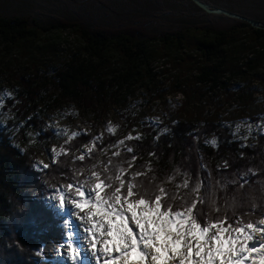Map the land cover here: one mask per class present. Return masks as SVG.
I'll return each instance as SVG.
<instances>
[{
  "label": "trees",
  "instance_id": "obj_1",
  "mask_svg": "<svg viewBox=\"0 0 264 264\" xmlns=\"http://www.w3.org/2000/svg\"><path fill=\"white\" fill-rule=\"evenodd\" d=\"M60 1L78 20L49 25L0 6V264H48L65 236L49 190L70 189L89 168L106 193L123 181V197L128 183L149 199L163 187L172 212L195 202L202 226L225 218L223 227L258 224L264 134L244 136L231 120L264 102V29L206 15L190 0H171L172 9L160 0ZM218 19L229 22L219 27ZM64 30L74 43L62 48ZM154 112L158 121H147ZM109 114L111 132L69 141L76 152L92 144L81 166L63 152L35 167L58 142L54 115L70 124L87 116L95 132ZM128 131L137 135L115 152Z\"/></svg>",
  "mask_w": 264,
  "mask_h": 264
},
{
  "label": "rangeland",
  "instance_id": "obj_2",
  "mask_svg": "<svg viewBox=\"0 0 264 264\" xmlns=\"http://www.w3.org/2000/svg\"><path fill=\"white\" fill-rule=\"evenodd\" d=\"M214 1H215L214 4L226 8V10L231 13L244 17H258L260 19H264V0H214ZM159 3L163 4L166 8L168 7L171 9L174 8L171 0H160ZM148 4H151V2H149ZM0 6H2L3 9H9L13 11L32 12L36 15L41 16L45 20V23L49 25L53 23L58 24V22H56L57 20L59 21H62V19L74 20L78 18L76 16H73L72 11L60 0H0ZM216 16H223V15H216ZM228 22L229 21L224 19L217 20L219 27L226 26ZM60 38H61L62 48L69 47L74 43V37L69 33V31H65V30L62 31ZM177 98L182 99L181 96H178ZM206 108L209 109L208 107ZM69 111H73V110H69ZM62 114L65 113L63 112L61 113V115ZM61 115L58 116L54 115L49 121V125H51L53 132L58 136V142L54 143L45 152H42L33 159V164L38 169L45 168V165H47V163L49 162L54 163L56 158L59 157L63 152L64 155L65 152L67 154H70L72 156L71 160L75 163H80L81 166V163L83 162L82 160L84 159H80V157L83 156L82 154L88 155L87 152L91 151L93 148L92 144H88L83 148H81L79 152H76L77 151L76 144L74 143L69 144V141L79 134L90 135L91 133L92 134L91 137L98 138L102 135L103 132H111L109 131V127H111L112 129V118H113L112 114H109L105 118L103 123L97 128L95 132H93L90 126L86 124L87 116L79 118L75 123L70 124ZM145 119L153 123H156L158 121L156 112L147 113L145 115ZM231 122H233L236 128L244 132V136H247L251 132H258L259 134H264V102L257 101L255 102V105L251 106V108H249L247 112H244L242 114L239 113L234 114ZM73 133H77V135L73 136ZM136 135H137L136 132L128 131L117 142V144L114 147V151L115 152L119 151L120 148L119 142L126 140L127 137L129 136L135 137ZM64 146H66L65 149ZM68 149H72V150L70 151ZM85 158L87 159V162H89V160L93 159V156L92 155L85 156ZM89 169H90L89 171L86 170L83 180L78 184L75 183L74 185H72L73 187H71V189H64L59 184L58 186H54L49 190L50 200L53 209L63 216L64 227L66 230V235L63 244L61 245L60 248L57 249V251L54 252L53 255L54 260L50 261L51 264H56L57 261L66 262L64 264H71V261L68 258V252H70L69 245L72 244L69 239L72 237L77 238V241L75 242L76 247L80 243L83 244L88 242L90 244V241L88 240V237H90L88 236L89 232L92 236L95 237L93 233L96 230L95 229L96 226L98 224L107 225L109 223L107 220H105L104 214L105 213L108 214L109 213L108 211L110 209L105 208L103 205L98 207L95 202L94 194L98 192V190L96 189V184L101 183V181H99L96 178V176H94L95 171L92 168ZM82 193H89L93 195L89 199L88 196L82 195ZM113 193L114 192L106 193L104 190V192L102 193L99 192V195L103 199L105 198V196L111 197ZM119 195L121 194L119 193ZM82 199L85 200L88 199L89 200L88 204L91 205V208H84V209L77 208L76 204L80 203ZM112 203H113V208H112L113 210H119V211L122 209H125V211L130 210L128 208V201L125 199H121V201L118 203L112 201ZM69 205H72V207H74L73 211L70 210ZM94 206L96 207V209H94ZM139 209H141L142 211H140ZM99 211L103 212L104 214L103 213L99 214ZM135 211L137 215H140L142 213L144 214V208L142 206L137 207ZM77 212H79L80 214H84L86 218L88 216V219H91L94 215L99 216L102 218L103 222H95L93 223V226L91 223L90 226L84 227L83 225H80V222H82L83 220V216L77 215L78 214ZM131 213L132 212H129L130 217H131ZM261 221H264V215L257 224L261 227H264V224L260 223ZM99 225H98V230L101 231V229H99ZM90 228H92V230ZM216 231L217 228L215 225H213V227L210 228L209 233L211 235V233L214 234L216 233ZM247 231L251 232V230H247ZM221 233L224 234L225 231H221ZM231 234L236 235V233H231ZM252 235L254 240H258L261 243H264V232L255 231L252 233ZM95 239L96 238H93L94 241ZM100 240L98 242H100ZM106 240H107V235L105 241ZM105 241L102 240L103 243L101 242L100 245L104 244ZM242 243L243 241L241 240L235 246L240 247ZM251 243L252 242L249 241V245H251ZM240 256L241 254L237 253L233 256V259H240ZM256 257L257 256L255 253L244 255V264H253V262H255V264H258V257L257 258ZM63 258H65V260H63Z\"/></svg>",
  "mask_w": 264,
  "mask_h": 264
},
{
  "label": "snow or ice",
  "instance_id": "obj_3",
  "mask_svg": "<svg viewBox=\"0 0 264 264\" xmlns=\"http://www.w3.org/2000/svg\"><path fill=\"white\" fill-rule=\"evenodd\" d=\"M109 131H112L109 127ZM77 133H73V136ZM140 137H136L139 139ZM127 139H133L129 136ZM120 143H123L121 141ZM212 143H215L213 141ZM129 152L132 151L131 148L128 149ZM84 157L81 156L80 159ZM47 167V165H45ZM139 175V173H137ZM97 179H99L98 174L94 173ZM119 179V177H117ZM104 182L96 184V189L98 192L95 195L96 205L99 207L103 205L105 208L112 209L113 203L120 202L121 199L128 201V208L132 210V218L135 220L136 228L139 230L137 233L132 228L126 224H121L116 228L109 227L108 235L112 237L111 240H106L103 247V252L107 257L109 252V245L114 246V251L118 253V256H114L112 259L121 260L124 264H129L132 258L133 253H137L141 260H146L151 258V261H159L162 256L168 255L170 252L172 255H169V259L176 258V249L182 247L184 251L180 252L179 264H217V257H222L220 264H244V255L255 253L258 257V264H264V243H261L258 240H254L252 233L255 231L264 232V227H261L257 224L249 222L244 224L241 220H237L236 227L233 228L231 225L223 227L226 223L227 218L224 221L217 220L215 226L217 228L216 233L208 236L207 234L210 231V228L213 227L212 224L207 226H202L201 223H198L196 217L192 214L193 210L196 207V203L193 202L191 206L186 209V212H172L171 206L167 208L164 207L163 201L167 196V192L163 187L159 188V193L154 195V199L146 198L145 195H141L134 191V185L132 183L127 184V195L122 197L119 195L121 190L124 187V182L121 181V186L115 189V192L111 197L105 196L101 198L99 192H103L105 187ZM187 186V181L185 185ZM91 198L93 194L82 193ZM139 196L134 202L131 200L132 197ZM89 200L86 199L84 203L76 204L77 208H83L85 203H88ZM139 206H144L149 213L153 214L155 217L152 219L149 215L140 214L137 215L135 209ZM163 209V210H162ZM115 215H118L123 219L124 213L115 212ZM164 218L167 219V224H165ZM264 224V221L260 222ZM155 225V227H153ZM175 226L176 233L175 238L171 235L167 236V239L171 240V245L164 247L163 250L161 246L157 244V241L160 239L161 233L166 230L170 233L171 228ZM251 230V232L247 231ZM221 231H228L230 234L223 238L221 237ZM231 233H236L233 236ZM95 235V233H93ZM191 238V239H189ZM204 240V244H201L200 241ZM243 241L240 247L235 245L239 241ZM195 241V243H193ZM213 241L215 245H213ZM251 241V245H249ZM227 244L229 247L225 250L224 245ZM151 246L154 249V254H150L146 249ZM70 247V258L73 261V264H77V260L80 256V250L74 246L69 245ZM93 249H97V245L93 243ZM207 247L208 251L202 255L203 249ZM241 254L240 259H233L235 254ZM97 260L99 258V250H97ZM104 264H109L108 259L104 260ZM255 264V262H253Z\"/></svg>",
  "mask_w": 264,
  "mask_h": 264
},
{
  "label": "bare ground",
  "instance_id": "obj_4",
  "mask_svg": "<svg viewBox=\"0 0 264 264\" xmlns=\"http://www.w3.org/2000/svg\"><path fill=\"white\" fill-rule=\"evenodd\" d=\"M69 208H70V210L71 211H73V209H74V207H72V205H69ZM132 212V211H131ZM78 214L77 215H79V216H83V220H82V222H80V225H83L84 227H87V226H90L91 225V223H92V226H93V223H95V222H103V220H102V218L101 217H99V216H96V215H94L91 219H88V216H87V218L84 216V214H80L79 212H77ZM86 215V214H85ZM87 215H88V213H87ZM129 215V214H128ZM131 218H132V213H131ZM131 221H133V220H131ZM166 222H167V220H166ZM130 223H133V222H130ZM99 225V224H98ZM98 225L96 226V230L94 231V233H95V237H98V238H100L99 240H100V242H97V238L95 239V242H97V249H96V253H97V250L99 249V248H101L102 249V247H101V245H100V243L102 242V240H104L105 241V238H106V235H102V232L101 231H99L98 230ZM107 225H109V223L107 224ZM130 225H132V224H130ZM91 226V227H92ZM131 228L133 229L134 227H132L131 226ZM91 230H92V228H90ZM101 233V234H100ZM89 236V235H88ZM161 241H158V244L159 245H161V242H166V235L165 234H163V232L161 233ZM88 240L90 241V245H91V243H93L92 241H91V239H90V237H88ZM107 240H108V237H107ZM103 243V242H102ZM215 242H213V244H214ZM204 244V243H203ZM85 245H86V243H80V244H78L77 245V248H79V250L80 251H82L83 252V249H84V247H85ZM166 246H168L166 243H165V245L164 246H162L161 247V249L163 250V248L164 247H166ZM229 247V245H227V244H225L224 245V248H225V250H227V248ZM153 249V248H152ZM153 251H154V249H153ZM205 251L207 252L208 251V248L207 247H205ZM239 257V256H238ZM221 258V257H220ZM220 258H217V264H220ZM257 258V257H256ZM179 259L180 258H178V259H176V260H173V259H169V258H166L165 259V263H167V264H176L177 262H179ZM63 260H65V258H63ZM172 261H174V263H172ZM256 261H257V259H256Z\"/></svg>",
  "mask_w": 264,
  "mask_h": 264
},
{
  "label": "water",
  "instance_id": "obj_5",
  "mask_svg": "<svg viewBox=\"0 0 264 264\" xmlns=\"http://www.w3.org/2000/svg\"><path fill=\"white\" fill-rule=\"evenodd\" d=\"M195 6H197L199 9H201L206 15H223L227 18L233 19V20H241L246 23H248L251 27L257 28V29H264V26L255 20L249 19L244 16H240L234 13H231L227 10H224L222 8L214 7L209 4H206L202 2L201 0H190Z\"/></svg>",
  "mask_w": 264,
  "mask_h": 264
}]
</instances>
